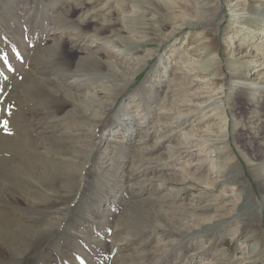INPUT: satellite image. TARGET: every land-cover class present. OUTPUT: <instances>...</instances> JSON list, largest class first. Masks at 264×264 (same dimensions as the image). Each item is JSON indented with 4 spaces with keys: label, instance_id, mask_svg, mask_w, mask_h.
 <instances>
[{
    "label": "rangeland",
    "instance_id": "obj_1",
    "mask_svg": "<svg viewBox=\"0 0 264 264\" xmlns=\"http://www.w3.org/2000/svg\"><path fill=\"white\" fill-rule=\"evenodd\" d=\"M132 1L0 0V264H264V193L260 174L251 169L264 161V95L242 99L229 85L234 68L227 63L230 51L234 61L251 45L261 47L251 50L256 62L248 75L255 81L264 71L261 29L241 43L232 37L234 0H210L206 20L217 18L211 21L218 24L216 33L201 22L163 40L167 26L160 27L170 10L146 0L132 15L125 6ZM97 31L100 38L116 40L117 34L125 43L128 37L154 41L126 57L114 54L108 40L91 43ZM211 40L220 75L211 77L212 70L202 68L200 75L211 81L198 88L199 102L210 97L214 111L182 105L189 97L178 91L187 81L181 88L177 80L170 83L174 71L185 53L191 55L189 47L205 59L203 45ZM87 46L102 59L118 56L131 69L124 75L98 70ZM64 76L77 84L66 86ZM102 82L108 91L98 90ZM91 88L104 101L94 105L100 119L83 106L94 103L85 97ZM122 104L149 127L180 110L195 133L187 127L184 137L169 128L177 150L169 158L171 143L149 129L146 149L158 141L159 155L140 158L126 141L108 143L117 127L111 119L123 117ZM221 106L229 156L214 146ZM187 143V150L180 148ZM140 165L147 169L138 177L131 166ZM131 191L142 194L127 206ZM169 194L178 196L173 208L161 204Z\"/></svg>",
    "mask_w": 264,
    "mask_h": 264
},
{
    "label": "bare ground",
    "instance_id": "obj_2",
    "mask_svg": "<svg viewBox=\"0 0 264 264\" xmlns=\"http://www.w3.org/2000/svg\"><path fill=\"white\" fill-rule=\"evenodd\" d=\"M145 2H146V0H140V1L139 0H133L131 2L132 4L125 5V6L129 7V9L131 10L130 13L132 15H135L138 13V8L142 9L141 5H139V4L145 3ZM149 2L155 3L157 5H164L170 10L165 16L166 22H164V24L160 27L161 31H162L163 27L167 26L165 29V33L163 34V36H164L163 40H168L170 38H173L176 33L178 34V32H181L184 28H186L188 26H195L201 22H206L208 24H212L211 21L215 22L217 19L215 17V19H213V20H206L207 14L209 13V9H210V4L212 3V1L210 3V0H149ZM155 4L149 5L150 11H154V8H156ZM229 8H230V17H231V22H232L231 24L234 26V28H236V29H234V31L232 33V37H234V36L239 37L238 39L241 40V43H244L246 41H250V39L254 37L252 35V34H254L253 32H255L258 29H261L262 33L260 35H261V38H264V0H234V3L232 5H230ZM145 9H148V8H145ZM211 27H212L214 33H216L218 31L217 22L213 23ZM101 30H102V28H101ZM100 34H101V32L97 31V32H95V35H93L94 37L90 36L89 38L91 40L93 39V41H91V43L97 42L98 40L99 41L108 40L110 42L108 47L111 49V51H113L114 54L119 53L120 55H123V56L125 55L126 57H128V56L134 57L139 52V50L141 49L143 44H146L147 42L154 41V40L150 39V40H145L143 42L142 41L134 42L132 40V37H128L129 38L128 42L125 43V41H127V40H125L124 38H121L117 34H114L117 37L116 40L108 39V38H100ZM143 34H146V33L144 32ZM160 43H161V40L158 41V44H160ZM57 45H59V42ZM203 46L205 47V59H202V58L199 59L198 57H200V55L194 53L196 50L194 51L193 48L189 47L187 49V51L190 52L191 55H189V53L188 54L185 53L183 60L180 61L183 66H180L179 70L176 69V71H174V74L170 80V83L177 80L178 81L177 86H178V88H181V87H184V85L187 81L185 88L181 91H178V92L182 93V95L184 97H186V96L189 97L190 100L189 99H187V100L183 99L182 105L186 106L187 104H189V105L192 104V106H195L197 109H200V110L212 109V111H214V106L216 105V102L215 101L211 102L209 100L210 97L208 99L210 102H208V100L203 102V104L199 102V100L201 98L200 96L203 94V92L200 91L198 86L202 85V82L207 83V82L211 81L210 75L207 77L201 76L200 71L202 70V68L212 70L211 77L219 76L220 75L219 71H220V67H221V62L219 60L218 54L215 52L214 40H211L208 44H205ZM121 47H124L123 49L128 50L129 52L127 54H125V50H122ZM86 48L88 50L87 58H90L91 60L93 59V62L97 65L98 70H102L105 68L106 70H108L110 73H112L114 75H124L127 73L128 70L131 69L130 64H126L124 62L119 61L120 58H118V56H116L114 54H110L111 58L106 57V58L102 59L101 57H99L100 54L98 52H96V53L92 52L88 46ZM239 48H240V46H239ZM252 48H253V50H254V48H256V51H259L260 49H262L261 47H254L253 45H251L250 49H247L241 55L240 58H238L237 60H234V61L232 60L234 57L233 52L230 51L227 53L228 58H229V59H227V63L229 64V66L234 68V73L232 74L231 81H230L229 85L231 86L232 89H237L240 93L239 94L240 97L244 100H249L250 98H253V96H255V97L262 96L263 97V95H264V71L260 74V76L255 81H250V79H249V75H248L249 69L253 70V68H254V67L250 68V65L252 63L256 62L252 58L253 57L251 54ZM138 59L141 60L140 57ZM159 62L161 63V61H159ZM68 65H69V63H68ZM263 66H264V62H263V64L260 65V67L262 68ZM184 69H186V71ZM262 70H263V68H262ZM163 74L168 76L167 67H165V68L163 67ZM66 76L63 77V81H64L63 83L66 84V86L67 85L73 86V85L77 84L78 81H76L75 79L71 80V78H69L70 76L69 77H66ZM186 76L188 78H186ZM98 85L100 87L102 86L101 88L98 87L99 91H103V92L108 91V89H106V86L103 85V82L101 84H98ZM221 88H224L223 84H222ZM88 90H90V89H88ZM89 93H91V94H89ZM85 97L89 98V100L91 102H94L92 104L91 103H84L83 104V106H87V107L92 108L91 110L87 111V112H89V116L91 115L94 119H100L102 111H100V110L98 111L97 108L94 107V105L96 104V106H99L101 103V106H102L104 101H102V102L98 101L99 98H97V95H96L94 88H91V91L90 92L88 91V95ZM259 101H260L259 99L254 100L253 106L257 107V105L259 104ZM94 108H96V110ZM177 110H178V108H177ZM220 110H221V113H220V115H221L220 116L221 132H220V138H219L220 141L218 143H216L214 146L216 147L219 145L220 146L219 150H221L219 152L221 154L228 153L227 156H229V147H228V142H227L228 141L227 140V137H228V134H227L228 119H227V115H226V111H225L224 107L221 106ZM118 112H121L123 117H122V119H120L118 115H115V117H113V119H111V122H113V121L117 122V127L110 134V136H109L110 139H109L108 143L119 144L123 141H126L134 149V151H135L134 154H137L136 156H138L140 158H143V154L144 155L148 154V156H156V157L159 155L157 152L159 150L158 149L159 145L156 144L158 141L151 148L146 149L147 146H145V145L147 144L148 137H149L148 134L150 133L149 129L154 128L153 132L158 134L157 139H160V140L166 139V141H168L169 143H171L170 139H171V135H172V134L171 135L166 134L169 131V128H172L171 133L183 132L184 137L186 136L184 130L187 127H189L188 131H189V129H190V131L191 130L194 131L193 126L187 125V121H188L187 117L180 110L178 113H176L175 117H173V118L167 117V118L163 119L162 122L157 121L156 122L157 127H155V125L149 127L145 117H143L144 120L142 118H138V119L132 118L129 115L128 110L124 108L123 104L118 109ZM141 119L143 121H141ZM83 133H84V131H83ZM194 133H195V131H194ZM80 134H81V132H80ZM80 134H79V136H81ZM192 136L195 137L196 135L194 134ZM122 138L124 140L121 141ZM198 142H201V143L203 142L202 144H204V143L206 144L207 140H204L200 136H198ZM186 145H188V143L182 145L180 148L187 150ZM165 154L167 156H169V158L176 157L177 156V150L175 148V145H173L172 143L170 146L168 145V149H167V151H165ZM226 161H227L228 166L230 164L232 165V163H231L232 157H228L226 159ZM133 166H135V163H133ZM133 166H131V170H133V171L138 170V172L136 171V175L138 177H139V175L141 176V173L147 169V167H144L145 165H140L136 168H134ZM142 167H144V168H142ZM254 167L255 168H251L252 172L260 174V177L258 179L261 183L262 193H264V161H263L262 165H260L259 167H256V166H254ZM222 168L224 169L225 166L223 165ZM158 171L160 172V170H158ZM68 172H70V171L65 170L66 174ZM143 174H146V173H143ZM132 175L133 174H131L130 176H132ZM167 176H169V175H167ZM185 179H186V177H185ZM143 180H144V178H143ZM10 182H11V184L12 183L17 184V182L14 180H10ZM160 182H161V184L159 187H163L164 186L163 182L162 181H160ZM211 185H212L211 183L206 184V186H208V187L209 186L213 187V185L212 186ZM130 193H131V195H130L129 199L127 201H125L127 206L132 205L134 198H136V197L138 198L142 194V191L141 192L131 191ZM156 196H157L156 194H153L152 195L153 198L151 199V197H150V199H151L150 201L155 203L157 200ZM165 199H166V201L161 203V204H164L168 207L173 208L175 202L178 200V196L169 194L168 196L165 197ZM139 202L140 201H135L134 203H139ZM104 214H106V212H103V215ZM15 256H17V255H13V257H15ZM20 257H22V259L26 260L25 256L20 255ZM25 264H27V262H25Z\"/></svg>",
    "mask_w": 264,
    "mask_h": 264
},
{
    "label": "snow or ice",
    "instance_id": "obj_3",
    "mask_svg": "<svg viewBox=\"0 0 264 264\" xmlns=\"http://www.w3.org/2000/svg\"><path fill=\"white\" fill-rule=\"evenodd\" d=\"M3 127L6 129L7 128V123L3 122Z\"/></svg>",
    "mask_w": 264,
    "mask_h": 264
}]
</instances>
